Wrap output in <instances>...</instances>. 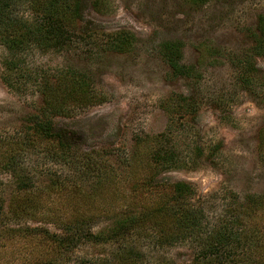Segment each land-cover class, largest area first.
<instances>
[{"label": "rangeland", "instance_id": "rangeland-1", "mask_svg": "<svg viewBox=\"0 0 264 264\" xmlns=\"http://www.w3.org/2000/svg\"><path fill=\"white\" fill-rule=\"evenodd\" d=\"M22 13L27 11L21 7ZM260 13L264 0H95L79 24L96 30L92 35L99 44L111 33L127 31L133 35L131 47L117 52L96 45L61 51L31 46L12 57L21 73L11 87L4 75L12 58L0 42V198L6 205L24 202L25 213L33 215L14 222L37 221L53 229L54 219L89 214L99 228L109 216L129 212L139 198L145 207L152 205L161 189L168 193L173 183L184 181L213 223L231 194L264 193V56L255 57L263 87L256 94L240 82L237 63L251 45L248 32ZM164 42L180 45V62L193 68L190 76L173 74L161 53ZM61 68L84 73L100 95L99 103H71L68 115L53 117L72 135L75 159L96 155L100 165L89 174H81L76 162L56 161L42 141L29 144L21 138L27 116L42 102L38 84ZM179 95L194 98L195 114L177 105ZM161 133L179 153V164L156 176L152 183L160 186L147 188L155 137ZM15 140L21 144L15 172L33 186L26 194L16 193L17 179L4 167L2 149L14 148ZM109 163L118 175L108 174ZM55 178L67 185L52 188ZM151 247L152 258L164 254L177 264L193 260L187 242ZM95 251L87 246L82 252Z\"/></svg>", "mask_w": 264, "mask_h": 264}, {"label": "trees", "instance_id": "trees-1", "mask_svg": "<svg viewBox=\"0 0 264 264\" xmlns=\"http://www.w3.org/2000/svg\"><path fill=\"white\" fill-rule=\"evenodd\" d=\"M89 2L95 4V0H0V42L11 58L31 46L61 51L79 45H96L105 50L127 51L133 42L129 32L111 33L99 44L92 35L96 30L86 23L79 24ZM21 7L27 14H19ZM248 33L251 45L237 59L241 68L239 80L245 89L256 94L259 88L263 89L255 57L264 56V13L257 16ZM161 53L174 75L190 76L193 68L180 62L179 44L164 42ZM6 63L4 80L11 87L20 81L21 68L16 58ZM38 91L42 102L27 116V127L21 138L29 144L35 139L42 141L56 161L76 162L77 170L83 175L94 171L100 165L96 155L86 160L82 156L75 159L77 152L73 149L72 135L58 128L53 119L55 115H68L75 104L85 107L101 101L89 78L73 69L61 68L53 77H42ZM195 104L192 96H178L177 105L186 114H195ZM155 138L157 146L150 164L153 176L144 183L147 188L160 186L152 183L156 176L179 164V153L166 144V135L161 133ZM19 146L17 140L14 148L2 149L6 157L4 167L12 170L17 179L16 193L26 194L33 186H27L26 179L15 172ZM261 160L264 162V155ZM107 166L109 175H118L113 165ZM66 185L56 178L50 182L56 189ZM193 195L191 184L177 181L168 193L161 189L159 199L152 205L145 207L142 198L134 197L137 203L133 209L109 216L99 228H94V215L82 214L61 221L54 219L53 229L37 221L15 223V219L22 221L24 215L26 219H33V215L25 213L24 202L10 201L6 205L0 198V264H177L164 254L152 258L151 246L162 250L185 242L192 248L193 260L184 264H264V193L231 194L223 214L213 223L206 221L205 209ZM87 246L94 247L96 253L83 254Z\"/></svg>", "mask_w": 264, "mask_h": 264}]
</instances>
